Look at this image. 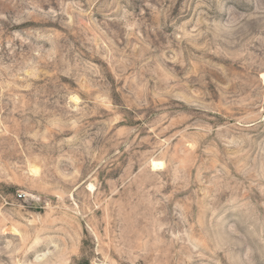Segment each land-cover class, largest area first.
Listing matches in <instances>:
<instances>
[{"label": "rangeland", "instance_id": "obj_1", "mask_svg": "<svg viewBox=\"0 0 264 264\" xmlns=\"http://www.w3.org/2000/svg\"><path fill=\"white\" fill-rule=\"evenodd\" d=\"M0 264H264V0H0Z\"/></svg>", "mask_w": 264, "mask_h": 264}, {"label": "bare ground", "instance_id": "obj_2", "mask_svg": "<svg viewBox=\"0 0 264 264\" xmlns=\"http://www.w3.org/2000/svg\"><path fill=\"white\" fill-rule=\"evenodd\" d=\"M154 165H155V167H160V166H162V164H160V163H154Z\"/></svg>", "mask_w": 264, "mask_h": 264}]
</instances>
